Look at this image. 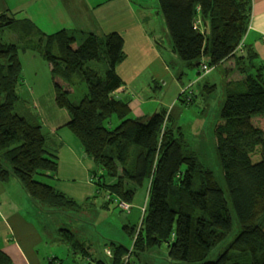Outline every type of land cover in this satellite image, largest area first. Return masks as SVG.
<instances>
[{"label":"trees","instance_id":"1","mask_svg":"<svg viewBox=\"0 0 264 264\" xmlns=\"http://www.w3.org/2000/svg\"><path fill=\"white\" fill-rule=\"evenodd\" d=\"M156 2L171 52L187 69L198 67L194 83L206 75L199 72L202 62L212 69L231 58L239 64L241 78L227 82L233 87L222 107L223 123L214 131L223 177L191 148L166 108L131 116L130 100L116 95L122 85L116 65L125 57L120 33L61 29L45 34L29 21L1 14L0 181L14 178L33 203L53 210L79 205L38 177L54 176L57 158L47 149L40 118L33 119L19 104V52L35 51L51 65L55 104L69 114L64 126L94 162L90 178L95 194L129 204L139 187L146 191L144 215L151 216L146 222L151 235L143 232L144 220L137 230L124 225L132 244L107 240L104 259H92L93 264H144L147 251L161 245L168 249L166 264H264V127L252 122L256 117L264 122L263 68L252 71V58L246 64L243 60L250 56L237 50L248 29L251 0ZM5 27L14 31V42L3 41ZM90 62L103 63L104 73ZM77 74L87 93L74 103L68 85ZM204 87L209 93L216 84ZM112 117L118 119L114 125ZM69 226L61 227V240L90 264ZM0 264H11L2 251Z\"/></svg>","mask_w":264,"mask_h":264},{"label":"crops","instance_id":"2","mask_svg":"<svg viewBox=\"0 0 264 264\" xmlns=\"http://www.w3.org/2000/svg\"><path fill=\"white\" fill-rule=\"evenodd\" d=\"M148 1L0 0V15L6 14L20 22L29 21L45 34H51L61 29L75 31L77 34L80 32L102 35L110 31L120 33L123 38L125 57L116 65V72L122 81L116 95L120 98L129 99V106L134 112V116L141 117L145 114L140 110L139 102L132 99V94L129 93V90L134 92L132 85L141 72L147 69V72H149L147 74L148 81H155L160 78L163 83L165 82L163 79L165 73L172 75L171 78L180 77L183 73H187V70L184 71L187 68L183 64L177 62L178 69H173L169 65L163 57L161 46L151 35L153 32H159L160 23H162L163 28L166 25L163 18L160 20L156 0L153 3L150 2L149 5ZM250 4L251 17L242 40V52L250 57L243 61L247 63L252 58V66L254 67L252 71L262 67L264 76V0H251ZM148 8L156 10L157 20L150 14L143 13ZM145 19L146 22L150 21L151 28H154L151 33L146 28ZM165 29L167 31V28ZM168 55L173 57L174 54L171 52ZM46 67L48 68L47 73L50 74L51 65L48 63ZM170 67L173 69L172 73ZM217 67L211 69V71L216 70ZM197 70L198 67L196 66V74ZM211 71L201 77L198 82L194 83L195 80L191 79L188 85L201 86L204 89V83L201 84L200 81ZM34 74L36 75V73ZM22 78L21 85L18 87L22 99L33 101L36 108L45 107L41 105V103L44 104L43 100L29 93L32 90H41V80L36 77L34 81H29L25 73L22 74ZM233 80H236V77ZM50 84L49 91H52V96L49 100V108L53 114L49 117L39 116V118L43 131L46 130L45 134L49 138L47 149L50 154L55 155L57 158V169L54 176L43 174L38 177L58 191L76 200L78 204L80 199L94 204L97 197L88 195L91 192L89 189L93 188V194L95 192L94 186L90 182V168L93 162L86 157L87 155L77 138L64 126L69 120V114L62 108L58 109L59 107L53 103L54 91L51 79ZM117 122V120H113L112 124ZM80 184L84 186L80 187ZM87 184L88 186H85ZM81 191L84 193L79 197L78 194ZM85 194H87L86 198H84ZM142 194L145 196V193L142 192ZM70 214L63 209L53 210L45 205L40 206L33 203L14 178L4 182L0 181V251L8 256L11 264H64L68 258H71V263H74V261L79 262V260L83 261L82 257L79 258L83 255L76 257L77 250L73 249L71 257L69 245L64 246V241L60 238L61 227L70 224L69 218H72ZM58 225H61V227L58 228ZM69 228H72L71 224ZM72 230V233L76 236L78 232L76 226ZM94 238L97 242L99 241L95 236ZM107 240L111 239H104L101 250L97 248V256L101 253L105 256L108 252V249L105 248ZM61 247H63L64 253H61ZM84 248L87 252L88 262H91L92 259H100V257H92L88 247L85 246ZM155 252L154 254L159 255L158 251ZM143 260L144 264H160L155 257L151 259L143 257ZM90 264H93V261Z\"/></svg>","mask_w":264,"mask_h":264},{"label":"rangeland","instance_id":"3","mask_svg":"<svg viewBox=\"0 0 264 264\" xmlns=\"http://www.w3.org/2000/svg\"><path fill=\"white\" fill-rule=\"evenodd\" d=\"M150 2L153 3L155 0H149L148 5ZM143 13L150 14L155 20L158 18L154 8H148V10ZM159 16L160 20H162L160 13ZM144 23L147 30L151 33L154 28H151L150 21L146 22L145 19ZM165 28L166 27L163 28L162 23H160L159 32H153L151 35L161 46L160 49L162 51L163 57L166 59L169 65L173 69H178L177 62L179 64L182 63L175 55H173V57L168 55L171 53L170 39ZM13 32V30L7 29V27H5L2 34L3 41L14 42L15 38ZM19 59L21 61L22 74L25 73L27 80L34 81V78L36 77L41 80V90H32L29 91V93L36 95L39 99L43 100L44 104L41 103V105H44L45 107L36 108L33 105V101L29 99H23V102L19 104H23L24 109L25 107L28 108V111L30 114H32L33 119L36 118V120H38L39 116H51L53 114L52 110L49 108V100L52 96V91H49L51 85V71L50 74L47 73L48 68L46 67V64L48 66V62H46L39 55V53L29 50H21L19 52ZM89 64L92 67L99 69L100 73H104L105 66L103 63L90 62ZM171 67L170 72L172 73L173 69ZM238 67L239 64L236 62V59L231 58L223 65H218L216 70L211 71L210 74L200 81L201 84H216V89L209 93H205L201 86L188 85L191 79H198V75L193 69H184V71L187 70V73H183L180 77L178 76L171 78L172 75L165 73L163 77L165 80L164 83L162 80H160V78H157L155 81H148L147 74L149 72H147V69H145L143 72H141V74H139L137 80L132 85L134 92L129 90V93L132 94V99L139 102L140 110H142L143 114L145 115H151L157 109L166 108L170 115L175 119L177 124L183 127L185 138L187 139L191 148H193L194 151L199 155H202L204 159L209 161L210 167L221 178L223 177V170L217 151L214 131L217 125L223 123L224 115L222 113V107L227 100L228 89L233 87L232 85H226L227 81L233 80L235 77L236 80L241 78V74L236 69ZM248 68L251 69V67ZM34 73H36L37 76ZM71 83L72 85H68L71 92L69 97L71 101L77 103L82 97H84V95H86L87 87L84 80L78 74L72 79ZM184 90L186 91L187 98L185 95L181 94V92ZM183 97L186 100L188 97H191L193 101L191 103H189V101L183 103L180 101V98ZM53 103L55 104L54 100ZM13 111L18 112L17 109H14ZM131 116L135 117L134 112H131ZM113 120L118 121L116 117H112L111 121ZM252 122L256 126L264 127V122H262V120L258 121L257 117L253 118ZM107 126H109V124H107ZM44 132H46V130H44ZM87 158L91 159L90 157ZM95 168L96 167L94 166L93 162L90 168V174H92V171H95ZM110 179L111 178L108 179V182H112V179ZM90 182L92 183L91 179ZM83 186V184H80V187ZM85 186H88V184ZM89 190L91 192L88 195H94L97 197L94 201V204L80 199L78 200L79 205L74 209L64 207L65 209L63 208V210L67 211V213H71L70 215L72 218H69V222L72 227L71 230L74 226H76L78 229L75 240L81 241L86 247H88L92 257H100V259H104L103 253H101V255L99 254V256L96 254L98 252L97 248L100 250L102 249L101 246H103L104 239L106 238L118 242L121 241L127 246H130L132 244V236H130L123 228L124 225L129 226L131 229L135 228L137 230L144 220L145 223L143 226V232L147 238L149 237L150 227L148 228L146 226V222L150 221L151 216L148 213L144 215V209L146 205V191H144V185L138 188L133 202L129 203V211L123 210L119 206L117 197H113L108 200L104 193L97 195L95 192L93 194V188ZM83 191L78 194L79 197L82 195V193H84ZM142 192L145 193V196L142 194ZM86 197L87 194H85L84 198ZM38 205L41 206L42 204ZM92 207L93 209H91ZM93 210L95 211L93 212ZM60 227L61 225H58V228ZM94 236L96 239H99L98 242L95 240ZM249 236L250 234L245 235L243 239H247ZM63 245H69L70 256L72 257L73 249L71 244L65 241L63 242ZM61 248V253H64L63 247ZM155 251H158L159 255L154 254L156 253ZM167 252V247L165 245H161L147 251V255L143 257L149 259L155 257V259L158 260L160 264H162L166 263L167 261ZM76 254V257L78 258L80 252L77 251ZM80 257L82 256H79V258ZM70 260L71 258H68L64 264H86L83 262L85 259L83 261L79 260V262L74 261V263H71Z\"/></svg>","mask_w":264,"mask_h":264},{"label":"built area","instance_id":"4","mask_svg":"<svg viewBox=\"0 0 264 264\" xmlns=\"http://www.w3.org/2000/svg\"><path fill=\"white\" fill-rule=\"evenodd\" d=\"M242 45L243 43L241 42L239 44V46L237 47V50H242ZM212 67H210L207 63L205 62H202L201 65H200V69H199V72L201 75H204V74H207L211 71ZM118 203H119V206L123 209V210H127L129 211L130 210V205L124 201H119L117 200Z\"/></svg>","mask_w":264,"mask_h":264}]
</instances>
